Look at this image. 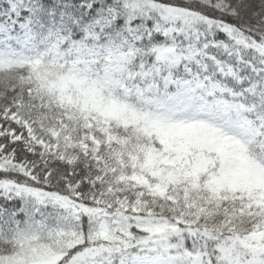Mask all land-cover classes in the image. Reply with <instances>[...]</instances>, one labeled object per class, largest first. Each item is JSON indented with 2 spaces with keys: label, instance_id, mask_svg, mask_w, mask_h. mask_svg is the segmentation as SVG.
Here are the masks:
<instances>
[{
  "label": "snow or ice",
  "instance_id": "1",
  "mask_svg": "<svg viewBox=\"0 0 264 264\" xmlns=\"http://www.w3.org/2000/svg\"><path fill=\"white\" fill-rule=\"evenodd\" d=\"M0 264H264V0H0Z\"/></svg>",
  "mask_w": 264,
  "mask_h": 264
}]
</instances>
